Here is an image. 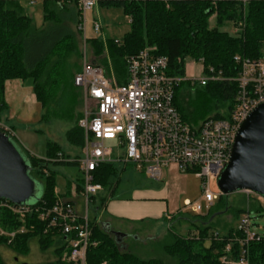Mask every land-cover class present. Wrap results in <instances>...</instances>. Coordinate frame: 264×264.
Masks as SVG:
<instances>
[{
  "label": "trees",
  "instance_id": "16d2710c",
  "mask_svg": "<svg viewBox=\"0 0 264 264\" xmlns=\"http://www.w3.org/2000/svg\"><path fill=\"white\" fill-rule=\"evenodd\" d=\"M68 4L60 3V0H43V22L44 25L48 23V27L43 25L41 28L27 13L22 0H0V121L3 112L9 109L5 97L6 82L31 78L36 100L42 108L40 122L56 119L73 123L67 139L82 153L85 130L78 124L82 90L74 83L81 67L76 73H70L66 67L68 56L71 53L79 56V50L73 31L64 23L66 20L77 23L79 10L75 4L74 7ZM98 6L122 9L130 18V30L121 39L104 41L96 36L90 37L95 54L101 56L100 62L92 63L103 65L109 76L112 71L117 82L122 84L127 81V57L147 47H156L157 55L168 58L167 75L182 79L175 88L174 105L184 121L192 126H198L210 117L226 118L231 114L238 83L227 79L236 77L240 70L234 61L235 55L264 57V0H99ZM213 15L217 24L209 27L208 21ZM226 22L235 27L233 34L220 28ZM189 58L203 59L206 69L213 67L216 73L222 72L225 80L197 84V97H191L192 111L187 113L181 105L180 95L184 85L192 87V81L185 79ZM10 136L26 157L31 177L42 182L41 195L30 205L34 209L52 206L58 195L50 164L75 165L80 170L81 157L71 159L64 155L57 143L51 141L46 144V157H39L26 151L14 135ZM115 176L113 163H104L95 171L96 182L104 188L112 184ZM81 180L82 183L77 185L80 191L83 189V177ZM110 191H114L113 185ZM256 203L251 210L239 207L238 215L260 209ZM104 204L105 198H99L94 203L95 210H100ZM220 206L229 207L224 202ZM218 208L214 209L216 211L210 208L204 215H195L197 223L192 226L196 232L190 236L173 234V240L163 245L164 252L177 264H240L242 246L235 238H241L243 234L234 225L222 231L213 225L210 217ZM39 214L33 211L25 222H21L11 211L0 210V225L5 230L25 228L11 241L0 236V244L7 245L16 253H27L33 237L38 238L42 248H48L57 238L64 239L56 230L45 234L47 223L40 219ZM90 224L96 245L88 247L86 264H165L162 259H143L123 251L121 244L102 229L96 217ZM230 242L231 251L227 252L226 246ZM225 256L227 260L223 261ZM247 256L248 264H264V239L250 242ZM0 264H7L1 256ZM55 264L68 263L60 255Z\"/></svg>",
  "mask_w": 264,
  "mask_h": 264
},
{
  "label": "built area",
  "instance_id": "2783aa9c",
  "mask_svg": "<svg viewBox=\"0 0 264 264\" xmlns=\"http://www.w3.org/2000/svg\"><path fill=\"white\" fill-rule=\"evenodd\" d=\"M34 3V0L30 1V4ZM60 3L77 6L80 13L78 29L86 41L88 12L98 6L99 0H60ZM91 28L98 35L102 23L93 19ZM87 54L85 46L81 69L74 77L75 85L93 104L79 123L85 130V144L79 160L83 175V208L80 211L73 202L59 196L46 209L0 200V210L11 211L21 222H25L27 215L33 211L39 212L40 219L47 223L44 233L56 230L65 238L68 251L63 261L68 264H86L88 247L96 245L92 240L90 203L103 190L102 184L95 180V171L99 166L123 160L133 165L136 171L156 180L162 179L164 169L171 165L182 172L192 171L202 181V195L200 201H186L185 207L201 213L202 201L210 209L217 199L211 190L210 178L218 179L229 162L241 123L264 102V57L235 55L234 61L240 70L236 77L227 79L238 83L231 114L226 118L210 117L200 125L192 126L184 121L174 105L175 88L182 79L167 75L166 56L157 55L150 47L128 56L127 81L120 84L113 73L109 76L104 67L91 63ZM197 62L205 74L199 78L200 84L225 80L222 72L216 73L213 67L206 69L203 59ZM0 129L10 132V127L2 121ZM107 141H114L115 144L108 146ZM240 192L256 196L257 202L264 199L249 190ZM237 229L243 234L241 238H235L242 246L239 263L248 264L250 242L263 240L264 233L256 229L255 219L249 211L242 214ZM23 231L24 227L8 231L0 225V236L8 237L9 241ZM231 246V242L227 244V252L231 251ZM226 260L225 256L223 261Z\"/></svg>",
  "mask_w": 264,
  "mask_h": 264
},
{
  "label": "rangeland",
  "instance_id": "374dc122",
  "mask_svg": "<svg viewBox=\"0 0 264 264\" xmlns=\"http://www.w3.org/2000/svg\"><path fill=\"white\" fill-rule=\"evenodd\" d=\"M41 3V1H37L34 4L27 5V10L32 9L31 13L33 14V21L38 27L43 20ZM93 19H98L102 23V30L98 35H96L91 28V22ZM64 23H66L73 31L79 50V56L76 55L77 53H71L67 58L66 67L70 73H76L81 67L83 62L82 50L85 46L88 52V60L91 63L100 62L99 57L101 56L95 54L93 46L89 41L90 37L96 36L104 41L109 38L121 39L124 34L130 30V18L124 14L122 9L115 7L101 8L100 6H95L88 12V38H86V41L81 32H79V20L77 23H73L69 20L64 21ZM208 23L209 27L216 26L217 21L215 15L209 18ZM47 24L48 23L44 25L43 23L45 27H48ZM220 28L232 34L235 32V27L231 22H226ZM150 48H153L156 51V47ZM200 66L199 62L193 58H189L187 61L185 79L196 81L192 82V87L184 85L181 90V105L187 113L192 111V108L190 107L191 99L197 97L196 86L197 84H200L199 78L205 75L200 69ZM102 67L104 66L102 65ZM110 75H112V71L110 72ZM22 81L24 85L23 91L30 97L29 100L26 95L25 97H21L22 102L18 103L19 105H11V108L5 110L1 117L5 124L10 125L15 129L13 132L11 131V134L14 135L15 133L16 136H18L19 139L14 135L16 141L22 145L26 151L37 154L36 156L39 157H46L48 152L46 144L48 141L57 143L62 149L64 155H68L71 159H75L77 156L82 157V153H79L78 149L71 145L67 139V132L73 126V123L56 119H53L48 123L40 122L42 108L35 100V94L33 95V80L31 78H26ZM81 100V105L78 107V112L81 114L78 124L81 119L86 117L90 108L93 106V104L86 100L83 91L81 94ZM114 144V141H107L108 146H113ZM113 165L116 168V176L112 179L111 185L106 188L103 187L100 194V198H105V203L111 198L121 200L130 199L134 190L133 188L136 189V186L145 184L155 187L156 190H162L164 188L167 192L170 190L173 201L172 209H168L167 211L174 213L172 218H170L171 215L167 213L166 216H148L143 220L130 219L114 222L115 224H113V226L115 228L122 229L124 230L123 232L127 234L125 242H121V249L123 251L131 252L143 259H162L165 264H177L175 259L171 258L164 252L163 245L173 240V234L184 236L193 235V233L196 232L193 228V223H197L195 215H204L208 212L209 209L204 201H202L203 210L201 213H195L190 207H185V199L187 198L192 202L200 201L202 195L201 179L197 177L194 172H182L174 165H171V167H175L177 170L169 173L165 168L163 171V178L160 180L149 178L145 174L136 171L133 165L128 164L123 160H116L113 162ZM126 166H128L127 169L123 168ZM49 168L55 174V188L61 193L74 189L75 184L78 185L82 183L81 178L83 175L75 165L50 164ZM112 185L115 189L113 195L110 193V186ZM210 185L213 193L217 195V199L214 200L213 207H211L212 210L218 208L219 205H221V202H224L229 206L227 208H225V206H220L217 209V212L210 217L213 225L215 224L221 231L223 228L229 227L230 225L237 226L242 216V214L238 215L237 213L239 207L242 206L251 210L253 208V203L256 201V196H249L244 192L223 194L219 189L218 180L215 177L210 178ZM37 187L38 195H41L42 182H37ZM67 197H69V195ZM220 197H222V199H220ZM97 200H99V198ZM258 205L260 209L250 211V213L255 219L256 229L259 232L264 233V199L257 202L256 206ZM79 208H83V200L80 203ZM100 212H95V205L90 203L91 219L94 217H96L97 220L100 219ZM103 221L104 220L101 217V222ZM101 227L106 233L112 235L109 230L104 228V226L101 225ZM54 244L55 242L48 248H42L38 238L33 237L29 241V251L27 253H16L7 245L0 244V256L6 262L10 261L11 263L16 264H43L44 262L55 260L58 257L54 250Z\"/></svg>",
  "mask_w": 264,
  "mask_h": 264
},
{
  "label": "water",
  "instance_id": "95a60500",
  "mask_svg": "<svg viewBox=\"0 0 264 264\" xmlns=\"http://www.w3.org/2000/svg\"><path fill=\"white\" fill-rule=\"evenodd\" d=\"M223 194L249 190L264 197V102L241 123L229 162L218 177ZM30 165L14 141L0 129V200L29 204L38 198ZM121 241L122 233H116Z\"/></svg>",
  "mask_w": 264,
  "mask_h": 264
},
{
  "label": "crops",
  "instance_id": "0c3cea01",
  "mask_svg": "<svg viewBox=\"0 0 264 264\" xmlns=\"http://www.w3.org/2000/svg\"><path fill=\"white\" fill-rule=\"evenodd\" d=\"M25 3L26 10H27V5L30 4L31 0H22ZM35 2L41 1L43 3V0H34ZM41 3V4H42ZM70 7H74L73 3L68 4ZM32 9L27 10V13L32 17L33 19V14L31 13ZM42 12H43V7H42ZM44 16V12H43ZM43 20L40 23L39 27H43ZM24 85L23 81L21 79H14V80H9L6 82V89H5V97L6 101L9 105V108H11V105L16 104L19 105L18 103L22 102L21 97H25V93L23 91ZM34 95V91H33ZM35 96V95H34ZM27 99L29 100V96L26 95ZM20 98V99H18ZM36 100V99H35ZM37 101V100H36ZM38 102V101H37ZM39 103V102H38ZM40 104V103H39ZM41 106V105H40ZM2 121V119H1ZM3 124H5L4 121H2ZM6 126L11 127L10 125L5 124ZM13 130H15L13 128ZM15 132V131H14ZM16 136V134L14 133ZM18 138V136H16ZM19 139V138H18ZM33 154V153H32ZM37 155V154H35ZM42 157V156H41ZM175 166V165H174ZM125 169L128 168V166L123 167ZM169 173H171L174 170H177L175 167L172 168L171 166L166 168ZM168 173V174H169ZM164 174V172H163ZM163 178V176H162ZM139 185L136 186V189L133 188V193L132 197L130 199H109L104 206H102V210H95V212H100V219L97 221L104 226L105 229L109 230L110 233L113 235V237L116 239V233H122L121 241L119 242H125L127 234L123 232L124 230L115 228L113 224L114 222L121 220H143L144 218L148 216H154V217H160V216H166L168 213L171 215V217L174 216V213L167 212L168 209H172L173 207V201L171 198V192L170 190L167 192V190L162 189V190H156L155 187L149 186V185ZM146 186V187H144ZM140 188V189H137ZM55 193L62 199L68 200L73 202L78 210L81 211V208H79L80 203L82 202L83 198L81 195V191L78 190L77 184H75L74 189H71L70 191H66L64 193H61L58 189H55ZM113 190H115L113 188ZM111 193V191H110ZM115 192L113 191L111 195H113ZM101 192L98 194L96 198H94L93 203H97V199L100 198ZM69 195V197H67ZM190 200L189 198L185 199V202ZM103 214V215H102ZM101 217L104 220L101 222ZM121 230V231H120ZM124 240V241H123ZM54 250L55 253L58 256L64 257L65 253L68 251V247L66 245L65 238H57L55 240L54 244ZM58 260V257L55 260L52 261H47L44 262L43 264H55L56 261ZM5 261V260H4ZM6 262V261H5ZM7 264H16V263H11L6 262Z\"/></svg>",
  "mask_w": 264,
  "mask_h": 264
}]
</instances>
